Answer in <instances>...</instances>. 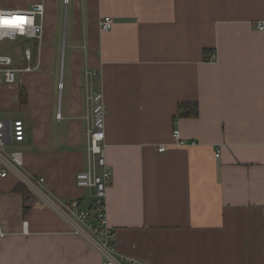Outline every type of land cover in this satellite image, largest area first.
I'll use <instances>...</instances> for the list:
<instances>
[{"label":"crops","instance_id":"0c3cea01","mask_svg":"<svg viewBox=\"0 0 264 264\" xmlns=\"http://www.w3.org/2000/svg\"><path fill=\"white\" fill-rule=\"evenodd\" d=\"M33 3L44 6L41 39L0 41L16 69L11 83L0 72V119L24 130L4 150L22 153V171L42 176L51 198L89 207L75 183L88 86L106 107L105 213L117 251L144 264H264V0H0V10ZM184 102L196 117L177 115ZM18 183L0 175V264H100Z\"/></svg>","mask_w":264,"mask_h":264},{"label":"built area","instance_id":"2783aa9c","mask_svg":"<svg viewBox=\"0 0 264 264\" xmlns=\"http://www.w3.org/2000/svg\"><path fill=\"white\" fill-rule=\"evenodd\" d=\"M44 11L42 3H33L24 10H0V21H23L19 27H9L0 23V41L15 40L19 36L40 40L42 37L41 19ZM113 21L109 16H103L99 20L100 29H111ZM258 29L264 28L263 23L257 22ZM24 58L30 59V49H24ZM11 58L0 54V72L6 82H14L16 69L10 67ZM29 65L21 68L29 71ZM85 100L89 106L87 114L86 135V168L78 171L75 175L76 186L86 189L90 198L89 207L82 208L77 200L57 201L42 190L44 178L25 174L22 171V153L18 150L7 153L4 145L7 141L22 140L24 136L23 123L21 120L0 119V175L5 176L8 172L15 174L20 183L30 191L37 194L46 204L53 206L70 226V230L81 237L100 254V264H144L138 259L118 252L113 239V230L108 225L105 213V198L108 184L112 179L110 170L105 159L104 123L106 107L102 92L94 91L85 87ZM172 136L177 144H185L180 137L179 130L174 128ZM164 147H158L162 151ZM219 149L215 155L218 156ZM24 232L27 231V222L22 223ZM0 236L4 232L0 225ZM264 240V228H263Z\"/></svg>","mask_w":264,"mask_h":264},{"label":"trees","instance_id":"16d2710c","mask_svg":"<svg viewBox=\"0 0 264 264\" xmlns=\"http://www.w3.org/2000/svg\"><path fill=\"white\" fill-rule=\"evenodd\" d=\"M177 115L180 117H196L198 115V106L195 102H184L178 104ZM17 189L23 193L27 192L29 189L22 183H18ZM30 191V190H29Z\"/></svg>","mask_w":264,"mask_h":264},{"label":"snow or ice","instance_id":"6c2138e0","mask_svg":"<svg viewBox=\"0 0 264 264\" xmlns=\"http://www.w3.org/2000/svg\"><path fill=\"white\" fill-rule=\"evenodd\" d=\"M0 23H3L5 26H9V27H19L23 23V21L4 20V21H0Z\"/></svg>","mask_w":264,"mask_h":264},{"label":"rangeland","instance_id":"374dc122","mask_svg":"<svg viewBox=\"0 0 264 264\" xmlns=\"http://www.w3.org/2000/svg\"><path fill=\"white\" fill-rule=\"evenodd\" d=\"M84 190H86V189H84ZM88 197V196H87Z\"/></svg>","mask_w":264,"mask_h":264}]
</instances>
